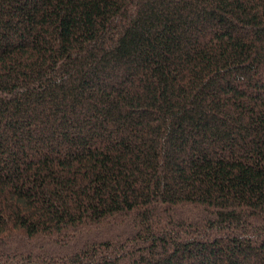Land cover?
Wrapping results in <instances>:
<instances>
[{"label":"trees","instance_id":"trees-1","mask_svg":"<svg viewBox=\"0 0 264 264\" xmlns=\"http://www.w3.org/2000/svg\"><path fill=\"white\" fill-rule=\"evenodd\" d=\"M0 264H264V0H0Z\"/></svg>","mask_w":264,"mask_h":264}]
</instances>
